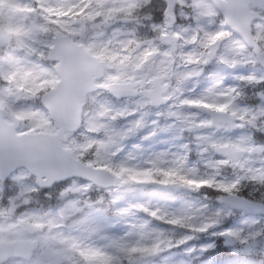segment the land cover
<instances>
[{"label": "clouds", "instance_id": "9594fccd", "mask_svg": "<svg viewBox=\"0 0 264 264\" xmlns=\"http://www.w3.org/2000/svg\"><path fill=\"white\" fill-rule=\"evenodd\" d=\"M42 2L71 4V15L54 17L59 27L46 24L39 13L0 23V31L21 30L19 39L26 45L20 47L15 38L0 45V125L11 124L17 133H31L22 140L38 136L49 146L36 157L42 166H22L0 179V244L55 237L104 249L113 255L111 264H147L157 256L161 264H201L188 242L221 232L237 210H258L251 230L264 233V142L256 138L264 135V83L239 79L264 77V8L249 7L259 0ZM25 3L39 6L38 0ZM8 8L7 0L0 3V9ZM231 21H244V30ZM57 34L78 45L76 58L91 72L68 111L67 125L52 119L40 128L49 111L44 98L53 88L34 90L41 81L21 77L35 68L55 71L58 61L49 52ZM8 58H17L18 65L7 64ZM247 66L262 71L242 73ZM208 76L218 78L205 82ZM246 96L258 104L250 106ZM222 104H230L227 112L205 106ZM161 133L179 139L158 150L151 142ZM153 161L164 168L183 161L180 174L199 187L178 180L163 187L187 190L195 199L133 201L146 186L161 185L129 190L114 173L122 167L147 169ZM47 169H56L54 178ZM59 182L63 186L56 188ZM141 204L158 208V217L134 208ZM124 208L129 214L120 213ZM107 212L123 226L121 233L111 234L93 222ZM84 220L87 229L80 225ZM249 225L235 230L248 232ZM106 236L118 239L119 247L110 246ZM158 242L161 250L152 255ZM177 245L186 254L172 259L169 250ZM9 264L33 260L13 258Z\"/></svg>", "mask_w": 264, "mask_h": 264}, {"label": "snow or ice", "instance_id": "6c2138e0", "mask_svg": "<svg viewBox=\"0 0 264 264\" xmlns=\"http://www.w3.org/2000/svg\"><path fill=\"white\" fill-rule=\"evenodd\" d=\"M38 5L37 8L25 4L23 10L29 16L39 13L46 24H55L58 27L61 26L59 20L53 18L62 16L73 7L66 2H61L55 6H48L42 0H38ZM223 7L227 14L228 6L224 5ZM249 7L264 8V0H259V3L250 5ZM68 14L71 15V12H68ZM231 22L233 27L239 28L241 31L244 30V21ZM20 33L21 30L19 29L0 31V45L10 44L15 38L16 43L20 47L25 48L24 41L19 39ZM55 39L56 42L51 45L49 52L50 57L58 61L55 66V71H49L45 68H35L29 72H24L21 77L24 80H27L28 77H31L33 81L40 80L41 83L36 85L34 90L44 88L45 85L53 88L44 98L49 111L46 116L41 117L40 128H47L52 119L57 120L61 126L67 125L68 111L73 106L78 92L84 87L86 75L91 72V69L76 58L75 50L78 45L60 34H57ZM260 56L264 58V52L260 53ZM5 62L13 67L19 63L17 58H8ZM9 79H12V77H9ZM239 79L241 82L246 81L249 84L264 83V77L255 74L240 76ZM205 106L217 112H227L230 108V104ZM232 115L235 116L236 112L233 111ZM31 132L34 133L35 129L31 130ZM30 134L17 133L11 124L0 125V179L9 177L17 168L22 166H27L32 169L42 166V161L36 157L43 154L49 146L38 136H33L30 140L21 139ZM182 163L183 161H178L175 167L164 168L153 161L150 168L122 167L114 175L117 179H121L122 184L127 185L129 190L133 186L143 184L168 186L169 184L177 182V180L188 186L199 187L195 181L187 180L180 174ZM47 172L50 177L54 178L56 175V169H47ZM157 177H161V179H157ZM219 187L226 192L229 191L224 185H220ZM230 203L237 206H245L248 204L246 201H230ZM134 208L153 218H157L160 211L158 208L151 209L142 204L136 205ZM129 212V208L120 210L122 215H127ZM255 223L257 222L249 225L250 230L248 232H245L243 229H228L213 234L247 245L255 241L258 237L264 236V233L251 230ZM80 225L83 229H87L88 227L86 220L80 221ZM93 231H99V229H93ZM105 238L110 239V246L119 247L118 239L107 236ZM160 243L162 242H158L153 248L152 255L159 254L161 250ZM13 258L30 259L33 260V264H111L113 255L101 248L85 247L77 241H68L53 237L44 243L19 241L14 244H0V264H9V261Z\"/></svg>", "mask_w": 264, "mask_h": 264}, {"label": "rangeland", "instance_id": "374dc122", "mask_svg": "<svg viewBox=\"0 0 264 264\" xmlns=\"http://www.w3.org/2000/svg\"><path fill=\"white\" fill-rule=\"evenodd\" d=\"M5 2V0H0V3ZM7 3L9 4V8L7 10L0 9V23H3L6 19H16L17 17H21L26 15V12L23 10V6L26 4L25 0H7ZM242 73H259L255 68L252 66H247L242 69H240ZM218 77L216 76H208L206 81L217 79ZM246 100L249 103H253V106L257 105L258 102H254V97L251 96H246ZM173 137L169 136L167 133H161L155 140L151 142L153 147H156L158 150H164L165 146L169 145L173 141ZM192 157H195L197 159L196 154H193ZM156 187V186H155ZM158 188L163 189V186H157ZM146 191H149L148 189L151 188V186H146ZM143 188V189H145ZM134 191L137 189H133ZM11 195V193H8ZM133 201L135 202H145L150 200L146 195H136L132 197ZM152 201V200H151ZM157 202V201H153ZM93 222L101 227L107 229L111 234H119L123 231V226L119 225L115 217H112L111 219H103L99 215H95L93 217ZM256 222L253 219L250 218H243L238 221H234L230 226H228L227 229H221L219 231H225L228 229L235 230L237 227L243 226V224H252ZM224 227V226H222ZM219 235H214L213 233H208L205 235V237L202 238L204 243H202L198 248H197V253L202 251V250H210L213 247V243L218 241ZM212 241H214L212 243ZM235 241V240H234ZM237 244L240 242L235 241ZM211 245V247H209ZM237 247V246H235ZM258 251L261 252V256L264 258V243L260 244L258 247ZM184 253V252H182ZM186 254V253H184ZM161 264V261H160Z\"/></svg>", "mask_w": 264, "mask_h": 264}, {"label": "water", "instance_id": "95a60500", "mask_svg": "<svg viewBox=\"0 0 264 264\" xmlns=\"http://www.w3.org/2000/svg\"><path fill=\"white\" fill-rule=\"evenodd\" d=\"M246 211H250L251 213H259L258 210H255V209H253V210H246Z\"/></svg>", "mask_w": 264, "mask_h": 264}, {"label": "trees", "instance_id": "16d2710c", "mask_svg": "<svg viewBox=\"0 0 264 264\" xmlns=\"http://www.w3.org/2000/svg\"><path fill=\"white\" fill-rule=\"evenodd\" d=\"M154 2H155V3H157V2H158V0H154ZM158 3H159V2H158Z\"/></svg>", "mask_w": 264, "mask_h": 264}]
</instances>
